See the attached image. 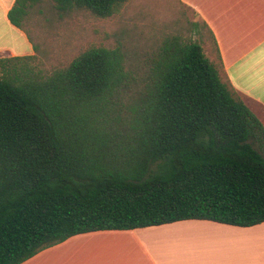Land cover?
Listing matches in <instances>:
<instances>
[{
  "label": "trees",
  "instance_id": "trees-1",
  "mask_svg": "<svg viewBox=\"0 0 264 264\" xmlns=\"http://www.w3.org/2000/svg\"><path fill=\"white\" fill-rule=\"evenodd\" d=\"M124 1L54 6L107 17ZM32 57H0V264L96 230L264 221V124L199 42L167 35L134 69L104 46L49 71Z\"/></svg>",
  "mask_w": 264,
  "mask_h": 264
},
{
  "label": "crops",
  "instance_id": "crops-1",
  "mask_svg": "<svg viewBox=\"0 0 264 264\" xmlns=\"http://www.w3.org/2000/svg\"><path fill=\"white\" fill-rule=\"evenodd\" d=\"M14 1L0 0V53L29 55L33 50L7 18ZM178 2L208 32L206 56L220 62L222 77L264 124V0ZM20 264H264V221L235 226L186 219L90 231L46 247Z\"/></svg>",
  "mask_w": 264,
  "mask_h": 264
},
{
  "label": "rangeland",
  "instance_id": "rangeland-1",
  "mask_svg": "<svg viewBox=\"0 0 264 264\" xmlns=\"http://www.w3.org/2000/svg\"><path fill=\"white\" fill-rule=\"evenodd\" d=\"M11 26L33 50L32 58L19 63L43 71L66 66L91 46L120 49L126 56V67L134 69L167 35H178L185 42H199L204 51L207 42L210 43L203 24L178 0H125L107 17L95 16L87 10L60 13L54 0H32L21 27ZM10 39L15 38L10 34ZM212 54L216 58L214 51ZM0 57L9 56L0 53Z\"/></svg>",
  "mask_w": 264,
  "mask_h": 264
}]
</instances>
